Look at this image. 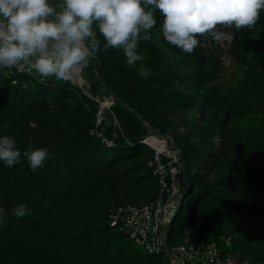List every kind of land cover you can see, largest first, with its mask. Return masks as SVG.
Wrapping results in <instances>:
<instances>
[{
    "label": "trees",
    "instance_id": "1",
    "mask_svg": "<svg viewBox=\"0 0 264 264\" xmlns=\"http://www.w3.org/2000/svg\"><path fill=\"white\" fill-rule=\"evenodd\" d=\"M156 18L138 48L145 59L129 67L122 50L99 51L86 90L0 70V137H13L21 152H49L35 173L23 157L13 168L0 162V207L8 211L0 264H168L108 217L111 204L149 201L158 191L154 150L142 141L149 132L169 136L184 171L167 242L205 243L227 231L237 264H264V9L251 30L218 25L233 34L236 65L224 80L212 34L183 53ZM100 87L114 96L97 120ZM19 203L31 215L14 217ZM245 219L254 221L242 230Z\"/></svg>",
    "mask_w": 264,
    "mask_h": 264
},
{
    "label": "clouds",
    "instance_id": "2",
    "mask_svg": "<svg viewBox=\"0 0 264 264\" xmlns=\"http://www.w3.org/2000/svg\"><path fill=\"white\" fill-rule=\"evenodd\" d=\"M261 9L264 0H61L55 6L49 0H0V68L11 75L24 64L41 79L69 82L97 60L101 50H122L129 67L144 60L138 48L151 39L157 13L165 41L191 54L197 37L212 34L220 39L218 25L251 30ZM98 33L105 41L103 49ZM22 157L35 173L45 166L49 152L44 147L21 152L13 137H0L5 167L20 164ZM11 214L24 218L31 209L19 203ZM7 216L0 207V225Z\"/></svg>",
    "mask_w": 264,
    "mask_h": 264
},
{
    "label": "built area",
    "instance_id": "3",
    "mask_svg": "<svg viewBox=\"0 0 264 264\" xmlns=\"http://www.w3.org/2000/svg\"><path fill=\"white\" fill-rule=\"evenodd\" d=\"M0 70L3 75L8 76L6 69ZM14 72H30V69L27 65L20 64L12 70ZM81 83L83 85V81ZM100 113L99 109L97 120L101 118ZM150 135H157L164 142L161 147H157L148 139L145 141L154 150L151 163L152 173L157 178L158 191L149 201L111 204L108 210L110 222L117 223L147 251L164 253L168 264H237L232 249V236L227 231L221 232L217 239L205 243L187 237L179 243L167 242L168 225L184 189V171L181 168L178 148L172 145L170 138H161L159 134L152 132L144 137ZM106 142L111 143L110 140ZM253 221L254 219L243 220L241 229L245 230ZM243 264H248L247 260Z\"/></svg>",
    "mask_w": 264,
    "mask_h": 264
},
{
    "label": "rangeland",
    "instance_id": "4",
    "mask_svg": "<svg viewBox=\"0 0 264 264\" xmlns=\"http://www.w3.org/2000/svg\"><path fill=\"white\" fill-rule=\"evenodd\" d=\"M217 31L221 33V36H220V39L214 38L215 39L214 43L220 45L221 49H222L221 59H222V65L223 66H222V69H221V71L219 73V78L224 80V79H227L233 73V71L235 70V65H236V62H235V59H234V53L232 51L233 48H232V46L230 44L232 39H233V34H232V32L230 30H228V29H220L218 26H217ZM202 42L208 43V40L205 39V40H202ZM93 71L95 73L94 69H93ZM87 74H88V68L83 73L79 74V77L81 78V80H82V78L84 80H86V85L88 83V81H87L88 79H86ZM86 85H84V82H83V85L80 88H82L83 90H86L85 89ZM109 95H110V93H106L104 91V89L102 87H100L99 91H98V94L95 95L94 98L97 99L98 104L100 106V102L102 100H104V98H108ZM108 103H109V101H108ZM109 105L110 104H108L106 107H100L101 113H100L99 118L100 117H102V118L104 117L103 109L109 108ZM195 118H196L195 120H197L198 116H195ZM179 127L181 129H183L182 124H179ZM160 137L161 138H163V137L164 138H166V137L169 138V136L165 135V134H163V135L161 134Z\"/></svg>",
    "mask_w": 264,
    "mask_h": 264
},
{
    "label": "bare ground",
    "instance_id": "5",
    "mask_svg": "<svg viewBox=\"0 0 264 264\" xmlns=\"http://www.w3.org/2000/svg\"><path fill=\"white\" fill-rule=\"evenodd\" d=\"M73 78L76 79L79 82H82V80L79 77V75H75ZM101 103H102V106L101 107H106L108 105L107 98H105V100H102ZM147 139L152 144H154L157 147H161L164 144V142L157 135H150V136L147 137Z\"/></svg>",
    "mask_w": 264,
    "mask_h": 264
},
{
    "label": "water",
    "instance_id": "6",
    "mask_svg": "<svg viewBox=\"0 0 264 264\" xmlns=\"http://www.w3.org/2000/svg\"><path fill=\"white\" fill-rule=\"evenodd\" d=\"M82 81L84 82V79H83V78H82ZM71 82H72L73 84L79 86V87H81V85H82V83L79 82V81H77L76 79H72ZM113 96H114L113 92H110V95H109V97L107 98V101H109L108 104L112 103V101H113ZM104 100H105V98H104ZM101 106H102V103L100 102V107H101ZM146 139H147V138L144 137V138L142 139V141L145 142Z\"/></svg>",
    "mask_w": 264,
    "mask_h": 264
}]
</instances>
